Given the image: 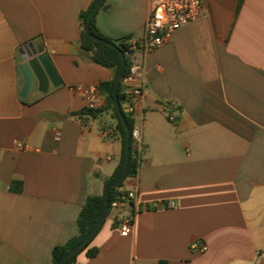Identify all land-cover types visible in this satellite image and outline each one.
<instances>
[{
    "label": "crops",
    "instance_id": "1",
    "mask_svg": "<svg viewBox=\"0 0 264 264\" xmlns=\"http://www.w3.org/2000/svg\"><path fill=\"white\" fill-rule=\"evenodd\" d=\"M94 1L0 0V264H53V249L78 235L87 196L102 195L120 164L100 89L112 70L81 48V14ZM149 14L150 0H104L95 20L120 39L139 36ZM29 43L48 55L58 86L42 93L36 82L24 99ZM132 57L145 67L131 112L139 167L121 189L137 195L109 213L77 262L264 264V0H204L197 21ZM91 85L95 115L74 90Z\"/></svg>",
    "mask_w": 264,
    "mask_h": 264
},
{
    "label": "built area",
    "instance_id": "2",
    "mask_svg": "<svg viewBox=\"0 0 264 264\" xmlns=\"http://www.w3.org/2000/svg\"><path fill=\"white\" fill-rule=\"evenodd\" d=\"M204 10V0H150V14L139 36L128 37L126 43L127 51L124 53L129 58L131 65L128 73L122 77L126 94V103L129 105V112H133L135 104L143 95L145 67L143 64L133 60V52L141 50L144 53L153 51L167 43L172 35L180 28L197 21ZM80 93L87 101L90 109H94L99 97L97 86L91 85L74 89ZM173 120V117H170ZM131 135L134 139L138 137V131L133 130ZM57 139L60 134L58 133ZM17 149H28L29 145L23 142H16ZM120 192H123L119 188ZM136 189H130L116 200L110 202V207L119 209L122 207H132L136 198ZM134 215H130L121 220L119 224L120 233L127 236L133 227ZM191 249L204 252L206 245L197 242L191 244Z\"/></svg>",
    "mask_w": 264,
    "mask_h": 264
},
{
    "label": "trees",
    "instance_id": "3",
    "mask_svg": "<svg viewBox=\"0 0 264 264\" xmlns=\"http://www.w3.org/2000/svg\"><path fill=\"white\" fill-rule=\"evenodd\" d=\"M97 1L98 0H95L94 3L91 5V7L87 11L81 14L82 27H83L82 32H81V48L82 50L86 52H91L92 62L112 70V73H113L112 78L107 82L101 83L100 89L106 96V101H107L106 109L111 110L114 117L117 119V129L119 131L120 138H121L122 145H123L122 158H121L120 164L117 167L113 176L109 179V181L106 182L105 184V187H106V185L118 174V172L121 170L124 164L125 155H126V129L117 112V109L115 106L114 94H113L114 82H115L116 76L122 64L119 50L117 48L107 46L103 43H100V42H97L91 39L90 37L86 35L84 31L88 15ZM96 13L93 16L91 23H90L91 34H93L96 37H99V38H102V39H105L107 41L114 43L118 48H120L123 51V53H125L128 49V45L126 43L127 38L111 39V38L104 36L97 28L96 20H95ZM126 60H127V66H126L123 76H125L128 73L130 65H131L129 58H126ZM118 98L121 103H126V94H125V89H124V85L122 82H120L118 86ZM85 112L95 115L98 112H100V110L87 109ZM125 117H126V120L132 132L134 129V120L131 116V113L130 112L126 113ZM130 147H131V157H130L127 170L125 174L123 175V177L121 178V180L118 182V184L111 190L110 202L116 200L119 196L122 195V193L126 192V191L120 192L119 188L123 187V184L126 179L136 176L138 172L139 157L135 149V142H134L132 135H131ZM104 206H105L104 193L102 195L87 196L83 204V207L80 211L79 217H78L79 233L77 236L70 238L65 244L56 246L53 249L52 251L53 264H60L61 260L66 255V253H68V251H70L72 248H74L75 246H77L83 241L87 233L98 221L101 213L103 212ZM110 210H111V207L107 211L105 218L109 215ZM99 229L96 231V233L99 231ZM96 233L92 236V238L88 241V243L84 245V247H82L78 252L73 254L66 261L65 264H79L77 262V257L79 253L84 251L89 246L90 242L92 241ZM96 254H97V249L93 248L87 251V255L89 257H93Z\"/></svg>",
    "mask_w": 264,
    "mask_h": 264
},
{
    "label": "water",
    "instance_id": "4",
    "mask_svg": "<svg viewBox=\"0 0 264 264\" xmlns=\"http://www.w3.org/2000/svg\"><path fill=\"white\" fill-rule=\"evenodd\" d=\"M104 0H98L92 10L90 11L84 31L88 37L91 39L103 43L107 46L117 48L119 50L120 56H121V68L116 76L115 82H114V100H115V106L117 109V112L124 124V127L126 129V155H125V161L121 168V170L118 172V174L106 185L104 190V197H105V206L103 209V212L101 213L98 221L95 223V225L90 229V231L87 233L83 241L72 248L61 260L60 264H65L66 261L76 252H78L84 245L88 243V241L92 238V236L96 233V231L101 227L106 213L110 208V192L111 190L118 184V182L121 180L123 175L125 174L130 157H131V129L129 127V124L126 120L125 114L129 112V105L128 103H121L118 98V86L122 80L123 74L125 72L126 66H127V60L125 57V54L123 51L118 48L114 43L107 41L105 39L99 38L91 34L90 32V23L99 9V7L102 5ZM22 58L24 60V63L19 67V70L23 76L24 79V85L23 89L21 91V97L26 99L30 92L32 91L35 83L37 82L39 84V90L42 93H46L48 89L49 82L51 81L54 86H58V77L57 73L46 53H38L35 46L32 43H29L25 45L22 48Z\"/></svg>",
    "mask_w": 264,
    "mask_h": 264
},
{
    "label": "rangeland",
    "instance_id": "5",
    "mask_svg": "<svg viewBox=\"0 0 264 264\" xmlns=\"http://www.w3.org/2000/svg\"><path fill=\"white\" fill-rule=\"evenodd\" d=\"M114 211H116V210H114L113 208H111L110 213H113Z\"/></svg>",
    "mask_w": 264,
    "mask_h": 264
}]
</instances>
